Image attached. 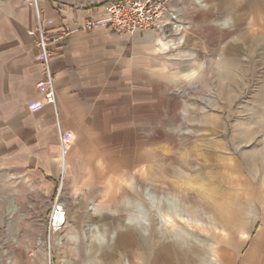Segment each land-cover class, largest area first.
Wrapping results in <instances>:
<instances>
[{
    "label": "crops",
    "instance_id": "obj_1",
    "mask_svg": "<svg viewBox=\"0 0 264 264\" xmlns=\"http://www.w3.org/2000/svg\"><path fill=\"white\" fill-rule=\"evenodd\" d=\"M39 2L45 27L60 37L52 44L56 107L43 100L44 90L37 86L43 79L42 54L36 44L32 0H0V175L15 185L16 202L31 206L29 212L38 225L44 228L46 223L47 229H39V234L46 231L48 235L47 208L63 169L67 172L66 186L75 194L85 192L79 198L72 196L76 202L97 198V189L108 186L114 172L134 169L142 156V163L150 162L153 146L166 145L168 125L178 122L182 115L187 89L184 72L214 71V67L206 59L195 57L200 44L209 40L205 36L200 41L190 29L201 13L196 0L167 3L168 10L175 9L188 25L180 36L183 43L170 26L133 35L118 34L104 26L79 29L86 20L107 16L106 0ZM202 12L206 17L209 11ZM64 31L69 33L62 35ZM194 41L197 47L192 46ZM188 45L191 48H186ZM201 59L205 63L200 67ZM62 136L70 142L65 156ZM153 141L157 143L153 145ZM91 192L92 199L88 196ZM261 195L259 192L257 197L245 200V213L242 209L229 216L233 224L229 236H249L250 241L257 232L252 241L246 240L247 248L236 264H264V227L252 230L247 221L254 215L255 221L261 219L264 225V206H257L264 204ZM253 203L257 207L248 206ZM61 234L54 235L52 241H60ZM131 245L135 244L122 245V250L119 244L105 246L113 249L109 251L126 252ZM233 245H221L226 259ZM68 248L84 251L81 245ZM45 249L40 244L35 260H17L16 264H47L40 258ZM52 264L152 261L149 253L148 259H58Z\"/></svg>",
    "mask_w": 264,
    "mask_h": 264
},
{
    "label": "rangeland",
    "instance_id": "obj_2",
    "mask_svg": "<svg viewBox=\"0 0 264 264\" xmlns=\"http://www.w3.org/2000/svg\"><path fill=\"white\" fill-rule=\"evenodd\" d=\"M196 1L201 13L190 29L200 41L209 40L192 54L212 63L214 71L184 72L182 115L168 125L166 145L153 146L150 162L142 163V156L134 169L114 172L87 203L74 200L85 192L66 186L64 169L47 208L50 215L60 192L68 217L57 243L46 231L39 234L43 226L31 216V206L17 203L15 185L0 175V264L35 260L40 244L47 264L148 259L149 253L152 264H223L221 245L234 244L225 263L236 264L249 236H229V216L245 213L248 197L260 192L264 198V0ZM254 218L247 219L250 229L264 227ZM127 243L135 245L126 252L105 246L119 244L122 250ZM80 245L84 251L68 248Z\"/></svg>",
    "mask_w": 264,
    "mask_h": 264
},
{
    "label": "built area",
    "instance_id": "obj_3",
    "mask_svg": "<svg viewBox=\"0 0 264 264\" xmlns=\"http://www.w3.org/2000/svg\"><path fill=\"white\" fill-rule=\"evenodd\" d=\"M36 15V44L42 54L43 79L38 87L44 90L43 100L56 107L55 75L52 69V44L60 37L53 36L45 27L44 12L39 0H32ZM107 16L101 20H86L79 29L90 30L100 26L109 28L118 34H134L137 31L149 30L170 26L180 41L182 30L188 25L183 23L175 9L168 10L169 0H106ZM167 15L166 18H164ZM166 19V20H165ZM69 31L62 32V35ZM62 151L65 156L70 148V142L62 136ZM64 170V169H63ZM66 224V210L60 201L58 193L48 220L49 239L61 233Z\"/></svg>",
    "mask_w": 264,
    "mask_h": 264
},
{
    "label": "bare ground",
    "instance_id": "obj_4",
    "mask_svg": "<svg viewBox=\"0 0 264 264\" xmlns=\"http://www.w3.org/2000/svg\"><path fill=\"white\" fill-rule=\"evenodd\" d=\"M247 24V23H246ZM250 26V25H249ZM248 27V26H247Z\"/></svg>",
    "mask_w": 264,
    "mask_h": 264
}]
</instances>
